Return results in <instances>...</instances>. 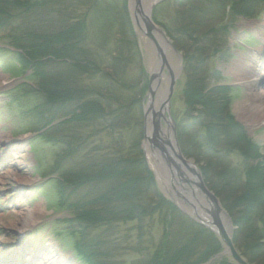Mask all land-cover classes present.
Instances as JSON below:
<instances>
[{
	"label": "rangeland",
	"instance_id": "obj_1",
	"mask_svg": "<svg viewBox=\"0 0 264 264\" xmlns=\"http://www.w3.org/2000/svg\"><path fill=\"white\" fill-rule=\"evenodd\" d=\"M125 1L130 8L128 12L130 22L138 23L140 27L144 28L139 11L141 10L146 16L150 12L149 18L162 33V35L156 33L155 37H157L158 42L161 41L158 46L163 52L166 65H163L161 60L160 67L163 65V76L157 85L158 87L153 89L151 86L152 101L157 107L158 102L162 99L161 94L165 93V98L171 81L174 80L170 96V108H172L175 116L178 119L180 118V121L182 119L188 127L186 130L188 134L184 133V130H182L183 132L179 131L177 137L179 139V143L177 142L179 151L183 158L188 162H193L197 168L199 167L209 192L211 191L215 195L204 179L205 173H207L211 188H214L215 192H220L218 204L230 220L229 226L227 220L220 215L223 231L232 237L233 242V234L236 231L237 236L235 239L236 241L238 239L239 245L242 247L249 233H253L255 236L258 235L255 225L264 220V100L259 99L261 104L258 109L254 108L255 110L250 112L247 94L252 95L253 93L244 86L248 76L257 75L256 81L251 82L255 86L252 88L255 90L254 94L257 93V90H264V66L260 70L257 69V65L252 59L253 55H256L255 52L262 50V46H264V0H252L251 2L249 0L247 2L246 0H193L182 5H177L179 0L160 1L159 3L162 4L158 3L159 5L156 3L157 0H139L140 5L133 0L132 7L130 6V0ZM57 2L62 4L59 0ZM115 6L120 7L116 2ZM106 8L111 11V5H107ZM82 9L83 7L78 8L79 14ZM58 10L59 8L55 4L51 8L54 13L52 12L47 17L41 16L45 20L44 23L49 32L59 29L57 27L59 16L55 15ZM242 11H246V13L243 14ZM107 12L109 11L107 10ZM202 12L208 13L209 17H206L205 20L202 19L200 17ZM10 14L14 16L15 11H11ZM89 14L94 20L95 15L91 13L90 9ZM71 18L74 17L71 15ZM90 22L89 27L93 30L87 32L88 40L85 49L90 50L95 58L102 59L104 62L105 53L102 49L111 51L115 48L117 38L115 33L118 28L110 29L106 25L101 26L96 21ZM1 23L3 24V17H1ZM13 23H15L14 20ZM9 24H11V21ZM17 25L11 24L8 28L13 29ZM181 29L183 34H180ZM94 33L95 35H93ZM133 33L138 48L143 52L144 69L148 78L153 71L156 72L159 68V59H154L153 54L158 53V51L154 42L141 34L142 32L136 25H133ZM0 35L3 37L1 32ZM119 37L122 38V36ZM125 39L129 46L134 44V41L127 34ZM164 39H166L167 44H165ZM129 46L124 49L125 55ZM196 48L200 49L201 54L207 56L203 63H199L201 69H198L196 62L185 61L186 58L192 56L190 53L194 52ZM119 50H121V47ZM6 60L7 56L3 54V51L0 52V153L3 151L2 144L10 145L17 141L22 142V145L14 144L15 149L11 153L13 158L10 163L14 167L5 166L3 171L0 172V264H82L75 258L72 253V246L69 244L73 240L75 243L78 237L69 238L64 237L65 234H60V238L54 239L52 233H48L49 231L46 229V224L50 225L54 218L61 215L51 213L55 211L51 209L57 199L51 187L53 183L51 185L45 184L49 172H52L54 177L55 170L51 162L52 157L47 154L48 147L43 139L37 140L35 135L33 136V145H31L30 140L25 139V132H22L23 127L19 125L16 111L21 110L23 106L25 107L27 102L31 105L30 97L23 99L22 108L16 104H8L6 95L3 97V91L8 86L15 88L19 84L18 80L24 79L14 64L3 66ZM244 61L248 66L246 72L241 68ZM168 66H171L173 70L169 68L171 74H173V79L166 68ZM125 68L124 81L129 84L138 82L137 73L141 75L138 65L128 63ZM213 73L214 77L212 78ZM238 74H243L240 82H238V78L236 79ZM140 80L141 85H144L142 79ZM26 81L31 84L37 83V80L33 78ZM94 82L96 81L85 80L83 85L89 87ZM37 85L38 83L34 86ZM224 88L228 91H223ZM121 94L123 97L127 95L126 92H121ZM34 95L38 96L34 100V103H37L41 96L38 93ZM148 96H150L149 93ZM120 103L128 105L122 100ZM144 104L146 105L145 101L142 102V107ZM115 106V104H112L110 109L114 110ZM135 109L126 110L125 118L120 117L115 120L121 126L119 130L114 131V135L117 134V137H121V140H123L121 149L130 150L128 149L130 142L134 140L139 142L141 133L138 132L139 112H136ZM118 115L114 113L113 118ZM25 116V126L35 123L34 118L36 116L33 114ZM216 116H221V118L217 120ZM251 116L256 117L252 120ZM3 117L7 119L5 123H3ZM149 123L153 127L154 122L151 120ZM163 128L166 127L163 126ZM217 134L218 138H215ZM51 135L47 133L48 138H51ZM209 140L210 148L207 149ZM27 143H29V147ZM106 143V139L100 143L102 148L107 147ZM42 145L44 151L38 148ZM212 145L214 147L215 145L216 147L220 146L219 150H215V148L211 150ZM17 151L19 152L17 153ZM36 160L39 161L38 168ZM230 163L238 168L237 173H232V170L229 169ZM245 169L249 172H246ZM202 170L205 172L204 175ZM41 173L44 177H39ZM246 173L253 178L252 180L249 178V185L255 184V197L244 203L245 206H248L246 209L242 207L244 204L239 208L233 207L236 205V200L233 204L230 199H234L235 196L242 198L245 193L250 192L242 182V176H246ZM187 174L190 178H194L190 173ZM220 174L226 180V184L223 183L222 179L221 184L217 182L218 177L221 178ZM172 185L177 188V192L182 196L181 199H178L172 191L173 189H166L170 190L175 196L176 207L189 210L188 208H192L190 204L193 203L196 208L192 209L200 212L201 215L200 207L207 208V202L208 204L211 203L210 200H207V202L205 200L204 204L199 206L195 203L194 197L189 199L186 197L194 196L193 192L186 193L183 189L180 191V187L174 181ZM227 185L233 188L230 194L234 198H230L227 190H222ZM187 187L184 186V188ZM260 187L261 191H259ZM20 188L23 190L22 193L26 195V201L23 200L22 195H16L14 192ZM222 198L232 205L231 207L235 211L230 210L231 214L238 219L239 224H241L240 227H237L238 224L235 223L237 219L230 217L226 211L227 208H224L221 204ZM236 199L239 200V198ZM184 202L190 204L187 205ZM237 210L239 212L243 211V213L246 212L244 217L240 216ZM33 213L37 214V218L34 217ZM175 213L179 219L174 220L181 221H178V226L171 224L168 227V231L172 232L173 237L172 239L170 237L171 240L169 239V249H174L175 246L181 244L183 242L182 238H185V241L189 239L191 241L193 238L194 242H198L196 247L200 246V242L204 243L207 241L206 239L209 240V238L202 236H194V231L199 230L198 227H194L191 222L185 221L181 213L178 214L176 211ZM164 217H167V215H163L161 220ZM252 219H254V222ZM182 222L183 224H181ZM26 223L36 225L33 230L36 231V235L33 239L23 240L18 244L20 240L13 239L11 233ZM26 227V225L23 226V228ZM66 228L64 226V229ZM62 229L63 227H58V230ZM105 229L95 230L97 236L109 243L104 252L100 251L103 264L107 262L111 264H138L140 262V251L144 252L143 259L151 256L153 251L158 248L164 234V229L162 225H159L158 219L144 220L143 223H117L110 232L105 231ZM103 230L105 232L101 234ZM93 234L94 231L91 232V236L95 238ZM260 241H254V243L259 242L257 245L261 244L264 250V241ZM16 245H22L19 248L24 251L16 249ZM212 245H215L217 253L213 256V260H215L212 264H224L223 261L226 264H231L230 258L224 254L226 246L218 240L217 243L214 242ZM15 250L16 255L13 253ZM259 262L264 264V255L260 256Z\"/></svg>",
	"mask_w": 264,
	"mask_h": 264
},
{
	"label": "trees",
	"instance_id": "obj_2",
	"mask_svg": "<svg viewBox=\"0 0 264 264\" xmlns=\"http://www.w3.org/2000/svg\"><path fill=\"white\" fill-rule=\"evenodd\" d=\"M57 1L0 0V22L3 17L4 29L7 25L18 24L15 26L16 28L13 27L12 31L8 30L9 34L3 37V40L10 41L9 46L15 51L3 50V52L11 56V62H14L23 74L31 72L28 78L43 79L32 91L27 90L30 86L26 83L10 91L11 100L20 103L23 99L31 97L29 95L31 92L38 93L44 95L52 105L57 103L60 108L64 109L63 115L56 114L55 120L68 117L52 131L53 139L46 137L41 139L54 148L56 154L54 165L57 172L61 173L62 169L69 171L67 172L68 179L57 180L56 183L61 197L65 195L66 188L63 187L73 186L70 194L76 197V201L65 206L66 201L64 200L65 202H62L60 206L67 208L66 210L72 216V219L67 223L75 226L71 229L73 234H77L84 241L85 245L77 248L78 255L87 264H93L88 258H97V255L87 252V250L102 244V240L101 242L99 239L90 240L86 231L103 227L111 229L120 222L143 223L144 220L158 219L159 225H162L164 229L159 246L146 259H143L144 252L141 250L138 264H208L209 262L212 264L213 261L210 259L217 254L216 247L212 244L217 243V239L211 237V233L197 225L192 224L199 229L196 230L198 233L194 231V236L204 238L210 236L209 240L206 239L207 241L204 243L200 242V246L196 247L198 242H194L193 238L191 241L190 239L185 241V238H182L181 244L175 246L174 249H169V242L173 237L172 232L168 231V227L173 224L172 221L175 217L172 214L176 210L157 193L150 176H147L146 163L139 142H135V140L130 142L128 148L130 150L121 149L123 140L121 137H117V134L114 135V131L121 127L115 120L120 117L125 118L126 110L131 108H137L135 111L139 112L138 132H141V108L146 94V85H141L140 80L145 82L146 79L143 59L136 43L132 23L128 18L127 2L125 0H78L72 3V0H59L62 3L60 4ZM190 1L193 0H179L177 5ZM115 2L117 5L119 4V8L115 6ZM55 4L59 8L55 13L59 16L57 21L59 29L49 32L44 23L45 20L41 16L47 17L51 14L53 12L51 8ZM107 5H111V11L106 8ZM79 7H83L80 14L78 13ZM89 9L95 15L94 20L89 14ZM13 10L15 11L14 16L11 15L12 13L10 14ZM242 13L245 14L246 11H242ZM71 15L74 18H71ZM10 21L11 24H9ZM90 21H96L101 26L106 25L110 29L118 28L115 33L117 37L115 48L111 51L102 49L105 53L104 62L102 59L95 58L90 50L85 49L88 40L87 32L93 30L89 27ZM4 29L3 34L6 32ZM19 30L20 32H18ZM126 34L134 41L132 46H129L125 39ZM180 34H183L182 29ZM128 46L129 49L125 55L124 49ZM120 47L121 50H119ZM199 50V48L194 49V52L190 53L192 56L186 58L185 61H194L197 63L198 69H201L200 64L206 60L207 56L201 54ZM128 63L137 64L141 70V75L137 73L139 81L133 84L124 81L125 65ZM48 75L51 76L50 81L46 78ZM85 80L96 82L86 87L83 85ZM222 90L228 91L225 88ZM121 92H126V97H123ZM121 100L128 105L121 104ZM112 104L116 105L114 110L110 109ZM213 110L217 112V110ZM114 113L119 114L118 118H113ZM215 118L218 120L221 116ZM177 120L180 121V118ZM178 127L179 131L184 130V133H187L188 127L182 119L178 123ZM215 136L218 138V134ZM104 139L107 140L106 148H102L100 144ZM81 142H83L84 148L81 146ZM89 147L90 149L87 150ZM204 173L203 171V175ZM244 177L248 180L251 178L247 173ZM204 179L209 189L219 198L220 192H215L214 188H211L207 173H205ZM221 179L223 183H227L222 177H218L217 182L221 184ZM249 183L248 181L245 188H248L250 192L245 193L242 198L232 197L230 193L233 188L228 185L227 187L223 186L226 188H222V190H227L230 198H234L230 199L233 204L236 200V205L233 207L239 208L255 197L256 186L254 183L251 185ZM255 183L257 184L256 179ZM230 184L232 185L231 182ZM78 191L84 192L78 193ZM259 191H261V187ZM221 202L223 207L227 208L229 216L235 218L230 211H235L230 202L227 203L223 198ZM242 207L246 209L248 206L244 204ZM237 212L242 217L246 213L238 210ZM163 215H167V217L161 220ZM252 220L254 222V219ZM185 221L187 220L185 219ZM235 223L238 224L237 227H240L238 219ZM255 228L258 235L249 233L242 247L239 245L238 239L237 241L235 239L236 231L233 234L236 249L250 264H257L260 256L264 255L261 244L254 243V241H264V220L258 222ZM222 263L226 264L225 261Z\"/></svg>",
	"mask_w": 264,
	"mask_h": 264
},
{
	"label": "water",
	"instance_id": "obj_3",
	"mask_svg": "<svg viewBox=\"0 0 264 264\" xmlns=\"http://www.w3.org/2000/svg\"><path fill=\"white\" fill-rule=\"evenodd\" d=\"M135 1H136V4L140 5L139 0H135ZM132 2L133 1H131V4ZM157 2L159 1H156V3ZM139 13L142 14V11H139ZM149 14L150 12L148 13L147 16L142 14L143 16L142 21H143L144 28H141L138 25V23L136 24H137V27L140 29V31H142L143 34L148 39H150L151 41L155 43V45H157V42L154 39L153 33H158L160 35H162V33L153 24V22L149 18ZM164 40L166 42V39ZM158 51H160V58L163 62V65H166L163 53L161 52L159 48H158ZM163 65L162 67L159 68V73L154 74L149 79V84H150L149 95L153 94L151 90V85H152L151 81L153 79H157V77L160 78L162 71H163L162 70ZM166 68L169 71L168 73L171 74L169 66ZM173 82L174 80L171 81L169 91L166 93L165 99L161 103L158 112L156 113L152 112L151 114L152 115L151 120L152 122H154L153 127L151 126L150 123L147 124V113L149 112V110H151L150 106H148L146 113H145L144 118L146 120V125H145V130H144L145 131L144 148L148 147L147 155H148L149 160L148 159L147 160L152 163V159H151L152 157L155 164L152 163L150 167L154 165V167L158 168L159 172L164 171L167 174H169L170 178H172V180L177 183L178 187H180V191L183 189L186 193L193 192L194 196L192 197H194L195 203H197L199 206H202V205H200L197 202L195 197L200 198L201 201H204V202L205 200L206 202L207 200L211 201L212 204L211 203L208 204L207 202V205L209 207L208 209L200 207L204 211L205 214L210 216V218H208V220L210 221L208 222L211 223L212 227L208 226L209 230H211L212 232H215L219 236V239L221 240V242L226 246L225 251L233 260L237 262V264H248L242 257L238 255L237 251L235 250L233 246L231 237L225 234L223 231V227L221 225V220H220V217H221L220 215H222L227 220V223L230 226V220L228 216L226 215L225 212H223L222 208L219 206L218 200L204 186L201 180V175L199 171L192 164L187 163L183 159V156L181 155L178 144L176 142V136L174 133L175 126L172 122L169 123L165 115L160 111L161 109H164L165 106L168 105L169 103L170 96L172 93ZM161 121L164 122V125L167 128L166 132H164L163 129L161 128V125H160ZM149 130H150V133H148ZM170 138L174 140L173 144L170 142ZM159 166H161V168ZM190 166L193 168H190ZM185 169L187 171H185ZM187 173H190L192 176H194V178H190ZM173 181L169 185V187L171 188V190L173 189L172 191L175 193L176 198L181 199L182 196L177 192V188L172 185ZM184 186L186 187L188 186V187L184 188ZM170 188H166V189H170ZM166 189L164 193H166L167 195V192H168V195H170V197L172 198L171 200L174 201L175 196L170 190H166ZM163 191H164V188H163ZM187 203L190 204L189 202ZM195 216L197 219L202 220L200 224L203 223V225H205L207 220L201 219L199 215L197 214Z\"/></svg>",
	"mask_w": 264,
	"mask_h": 264
},
{
	"label": "bare ground",
	"instance_id": "obj_4",
	"mask_svg": "<svg viewBox=\"0 0 264 264\" xmlns=\"http://www.w3.org/2000/svg\"><path fill=\"white\" fill-rule=\"evenodd\" d=\"M73 2L72 3H74V2H76V1H78V0H72ZM176 1V0H175ZM143 14V13H142ZM142 14H140L139 13V15H140V17H141V20L143 19V16H142ZM201 14V16L200 17H202V19H204L205 20V18L206 17H209V14L208 13H205V12H202V13H200ZM142 24H143V21H142ZM162 28V27H161ZM157 38V37H156ZM161 42V41H160ZM159 42V43H160ZM154 54V59L156 58V59H159V54L157 53V52H155V53H153ZM252 59L254 60V62H255V64L257 65V69H259L260 70V68L261 67H263L264 66V59H259V57H257L256 55H253V57H252ZM171 67V66H170ZM241 68L243 69V71L244 72H246L247 71V68H248V66H247V64H245V61H244V64L241 66ZM154 73H155V71H153L152 72V76L154 75ZM243 75V74H242ZM241 74H238L237 76H236V79L238 78L239 79V81L238 82H240V81H242V76ZM151 76V77H152ZM258 76L257 75H254V76H248L247 77V81H245L244 82V86H245V88L247 89V90H251L250 92H252L253 94L251 95V94H247V101H248V103H250V112H252L253 110H255L254 108H257L258 109V106L261 104V100H259V99H262V100H264V90H257V93L256 94H254L255 93V90L254 89H252V88H254L255 86L253 85V83H251L253 80L254 81H256V78H257ZM47 79H49L50 80V76L48 75V77H46ZM48 80V81H49ZM253 81V82H254ZM152 83H153V85H152V88H155V86H156V84L154 83L155 82V79H153L152 81H151ZM144 84L146 85V92H147V90H148V88H149V86H150V84H149V81L147 80V79H145V82H144ZM141 86V85H140ZM254 95H256V96H254ZM55 105H56V109H57V111L59 112V113H62V112H64V109L63 108H60L59 106H58V104L57 103H55ZM65 105H68V104H66L65 103ZM163 110L164 109H161L160 111L161 112H163ZM150 116H151V112H149V114H148V122H150ZM255 117L256 116H251V118H252V120L253 119H255ZM248 119H250L249 117H248ZM256 121H257V119H256ZM62 129V128H61ZM166 131H167V129H165ZM179 130H180V128L179 127H176L175 128V130H174V133H175V136H176V142H178L179 143V139H177V137H178V134H179ZM150 131V130H149ZM149 133V132H148ZM203 138V137H202ZM141 139H142V132L140 133V137H139V145L141 144ZM173 139H171L170 138V142L173 144ZM177 143V144H178ZM81 146L84 148V145H83V142H81ZM210 146V144H208L207 145V148H210L209 147ZM214 148H215V150H219V148H220V146H218V147H216V145H215V147H214V145H212L211 146V150H214ZM86 149V148H85ZM90 149V147L87 149V150H89ZM143 151H148V147H145L144 149H143ZM151 159H152V163L153 164H155L154 163V160H153V158L151 157ZM186 162H187V160L185 159V158H183ZM246 160V159H245ZM149 162V164L151 165L152 163L150 162V161H148ZM179 162V161H178ZM187 163H189V164H191V162H187ZM192 164H193V162H192ZM230 170H232V173H237V171H238V168H235L234 166H232L231 165V163H230ZM160 168H161V166H159ZM146 168H147V176L149 177L150 176V179L152 180V184H153V186L155 187V189L157 190V193L163 198V199H165V200H167V198H166V194L164 193V191H165V189L166 188H170L169 187V185L172 183V178H170V175L169 174H167L166 172H164V171H158V168H156V167H154V165L153 166H148L147 164H146ZM190 168H193V167H191L190 166ZM195 169V168H194ZM185 171H187L186 169H185ZM245 171L246 172H249L247 169H245ZM242 178H243V180H242V182H243V185L244 186H247V184H248V179L246 178V177H244V176H242ZM163 188H164V191H163ZM211 194H212V192H211ZM214 195V194H213ZM215 196V195H214ZM187 197V199H189L190 197H192V196H186ZM196 198V200H197V202L201 205V204H204V201H201V199L200 198H198V197H195ZM216 199H218L219 200V198H216ZM185 204H187L188 205V203H186V202H184ZM191 207L192 208H196L195 206H194V204L193 203H191ZM192 208H189V209H192ZM34 214V217L35 218H37V214L35 215V213H33ZM175 218L174 219H176V218H178L177 217V215H176V213L174 212L173 214H172ZM179 219V218H178ZM199 220V219H198ZM178 221H180V220H173V225L174 226H178V224H179V222ZM199 221H202V220H199ZM206 223L209 225V226H211L212 227V225H211V223L210 222H207L206 221ZM24 225H26V226H28L29 225V223H26V224H23V225H21V226H24ZM209 232V231H208ZM209 233H211V232H209ZM210 237V236H209ZM208 237V238H209ZM211 237H214V235L213 234H211ZM237 252H238V250L237 249H235ZM239 253V252H238ZM224 254L227 256V257H229L230 258V260L232 261L233 259L227 254V252L224 250ZM211 261H213L214 262V260H213V258L212 259H210ZM231 264H237V262L235 261V260H233L232 262H231Z\"/></svg>",
	"mask_w": 264,
	"mask_h": 264
}]
</instances>
